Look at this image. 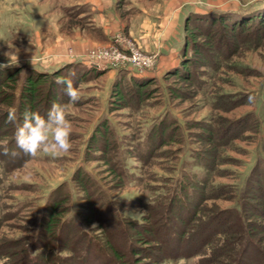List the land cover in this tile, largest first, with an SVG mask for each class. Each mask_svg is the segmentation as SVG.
I'll return each mask as SVG.
<instances>
[{
	"label": "rangeland",
	"instance_id": "1",
	"mask_svg": "<svg viewBox=\"0 0 264 264\" xmlns=\"http://www.w3.org/2000/svg\"><path fill=\"white\" fill-rule=\"evenodd\" d=\"M260 1L0 0V64L8 63L5 53L16 54L12 66L0 69L5 75L0 79V151L6 144L17 152L15 157L0 154V264L12 260L7 253L34 242L44 246L35 256L53 250V237L37 235V227L40 220L47 221V210L57 197L67 198L68 221H80L89 235L104 242L99 225L86 224L80 215L88 214L78 182L80 170L102 188L125 222L144 225L149 218L158 227V216L166 213L170 226L185 231L184 244L176 245L182 252L189 246L212 251L215 242L202 247V239L223 234L232 217H245V224H264V31L243 26L244 31L232 35L219 21L214 24L219 17H227L229 24L242 23L247 17L235 12L253 10ZM86 5L110 13L114 9L116 15L96 19L87 14ZM187 34L196 49L186 51ZM130 48L155 56L152 68L139 72L127 62L101 63L100 68L90 63L92 55L110 56L114 50ZM185 63L189 80L168 75ZM55 69L78 86L80 100L69 103L54 78L51 96L49 81L38 87L35 111L45 115L53 102L67 103L72 147L59 157L41 152L31 158L16 147L15 125L7 122V113L15 108L19 123L20 103L29 101L22 93L27 77L32 71L52 74ZM14 74V81L7 82ZM130 74L151 76L155 82L144 94L131 86ZM117 89L124 100L116 95ZM142 93L144 97L139 96ZM249 95L256 97L255 103L248 102ZM100 131L105 132L103 139L97 136ZM208 177L206 187L198 184L200 189L182 209L175 206L171 213L167 206L145 209L149 202L159 205L162 198L175 194L181 184ZM126 212L142 214L134 221ZM165 225L158 229L162 237L171 232ZM235 229L221 238L236 236ZM62 237L63 243L70 239L67 234ZM113 242L124 246L120 238ZM227 245L216 250L221 262ZM255 254L248 252V264H255ZM201 257L197 252L190 259L162 263L199 264Z\"/></svg>",
	"mask_w": 264,
	"mask_h": 264
},
{
	"label": "trees",
	"instance_id": "2",
	"mask_svg": "<svg viewBox=\"0 0 264 264\" xmlns=\"http://www.w3.org/2000/svg\"><path fill=\"white\" fill-rule=\"evenodd\" d=\"M83 6L85 7V5H82L81 7ZM87 10H89L88 6L85 11ZM260 11L261 13H259ZM263 12L264 0L260 1L259 6L253 10L246 9L235 12L238 13L237 15H241L242 18L247 17L242 23L229 24L227 22L229 20H227V17H219L215 20L214 24L219 21L225 30H232V32H230L232 35H234L235 30L241 29V31H244L242 29L243 26L244 29L250 27L249 30L252 32H262L264 31ZM256 20H260V22H256L251 28L249 25H251V23ZM186 25V31H188V23ZM187 38L190 39L191 37L187 34ZM188 39L186 40V51L189 48L196 49L194 46L195 43L191 39L190 41ZM195 53L196 56L200 55L199 51H195ZM90 71L94 73H102V71H99L96 68H90ZM189 71L190 67L188 64L185 63L181 66L179 64L177 67L175 66L174 68L170 69L168 75L175 76L179 80H189L190 78H187ZM0 75V79L5 76L4 74ZM15 76L16 75L14 74L12 77H9L7 82L14 81ZM131 76V86H135L140 92H143L148 88V86L155 82V78L151 76ZM58 77H63V74L60 73L59 69L53 70L52 74L40 72L36 73L33 71L30 73V76L27 77L22 89L23 95L27 96L29 101L23 100L21 101L19 108L17 106L19 109V117L21 118L20 121L22 120V114L26 109L31 111L36 110L38 87L49 81V92L51 96V91L56 86L55 82H53V79ZM117 91L118 92L116 95H120L118 96L119 99L124 100V94L118 89ZM140 92L138 93L140 94ZM143 93L146 94L145 92ZM143 93L139 96L144 97ZM177 95L178 94H176V96ZM97 136H100L99 138L103 139L105 137V132L100 131L97 133ZM97 143L98 141L95 142V144ZM105 159H107L108 163L111 164L113 173L121 177L118 174L120 170L110 163L111 159ZM185 178H188V176H185ZM209 178L210 177L203 179L198 183L194 182V184L190 182L181 184V186L176 190L175 194L173 191L171 194H169L167 199L162 198L161 201H158L159 205H157V201L149 202L148 205L145 206V209L153 210L158 207L167 206L166 210L167 208L169 211L171 210L169 213L173 212L175 206H178L182 209L183 203L191 199V195L200 189L198 184L205 188ZM78 179V182L81 184L83 187L82 189L85 192V199L88 201L85 207L88 214H79L83 216L86 224L87 222H92L99 225L98 230L101 231V234L105 235V237L102 238V241L104 242H100L98 239H95L89 235V233L86 232L84 225L80 221H68L67 219L69 218L68 214L70 210L67 205L65 206L67 198L56 196L57 198L54 200L53 205L49 206V209L47 210V221L41 223L40 220L37 227V235L53 237V250L35 256L33 253L37 250L44 249V246H39L37 245V242H34V246L32 247L30 246L28 248L19 250L16 253H7L6 258L9 257L12 260L8 258L9 263L6 264H163L162 260L174 262L178 259H190L192 255L197 252H200L202 256L199 264H207L211 262H215V264H248L246 259L248 252L251 250L255 251L256 253L255 257H252V261H255V264H264V224H261L259 221H251L245 224V217L239 216L238 219H234V217H232L229 221H227V224H229L227 225L226 230L223 231V234L235 226V231L237 232L236 236H232L231 239L223 240L221 238V235L223 234L218 237H213L212 234H207L206 237L202 239L201 245L202 247H206L215 242V247H213L212 251L205 250V248L203 250H197L199 247L196 248L189 246L186 252H182L180 251L181 248L177 247L176 245L179 246L180 244L181 246L184 244L185 231H178L177 229L180 230V228L176 229L173 226H170L169 223L172 220L169 218V216H166V213L158 216L157 221H161L158 227L155 226L154 223L152 224L151 222H148L149 218H145L143 220L146 223L144 225L125 222V219H123L121 213L119 215L115 214L116 208L113 206L111 201H108L106 194L99 185H97L95 182H92L90 178L81 170L78 172ZM203 188H201L203 190H201L200 193L201 197H204L205 194ZM164 201H166V204H164ZM176 218H180L179 215H177ZM223 219L228 220L226 217ZM164 222L167 224L165 225V227L168 228L167 230H171V232L166 231L165 236L168 235L167 238L165 236L162 237V235L159 234L160 232H158V229L159 231L161 230V225ZM176 225H179V223ZM247 228L249 230L248 232ZM64 234H67V237H70L66 243L62 242V236ZM244 236L247 237L245 238ZM116 238H120L122 242H124V246L117 247L113 242V240ZM228 243L230 246L225 250L227 255L224 259V262H221V254L217 255L216 250L225 248ZM213 255H215V257H213ZM218 257L220 258L219 260Z\"/></svg>",
	"mask_w": 264,
	"mask_h": 264
},
{
	"label": "clouds",
	"instance_id": "3",
	"mask_svg": "<svg viewBox=\"0 0 264 264\" xmlns=\"http://www.w3.org/2000/svg\"><path fill=\"white\" fill-rule=\"evenodd\" d=\"M5 56L8 59V63L0 64V69L12 66V61L16 58V54L13 51L5 53ZM30 62L34 65V57ZM56 83L63 86L64 94L69 98V103H76L80 100L79 88L74 85L72 79L58 77ZM255 100L256 97L254 95H249V103H255ZM67 108V103L53 102L45 115L26 109L19 123L17 122V110L15 108L9 109L7 122L15 125L16 147L31 158H35L41 152L52 157H59L63 153L70 151L72 147L70 140L72 124L68 119ZM0 154L15 157L17 152L10 150L5 144ZM127 214L132 220L136 221L142 213L132 212ZM93 227L95 228L96 226L93 225Z\"/></svg>",
	"mask_w": 264,
	"mask_h": 264
},
{
	"label": "built area",
	"instance_id": "4",
	"mask_svg": "<svg viewBox=\"0 0 264 264\" xmlns=\"http://www.w3.org/2000/svg\"><path fill=\"white\" fill-rule=\"evenodd\" d=\"M124 51V52H123ZM120 52L114 50V53L108 56V53L100 55H92L90 63L94 64L95 66L99 67L102 66L101 63L108 64L111 66H116L117 63H126L130 64L132 68L136 69L139 72H144L145 70H149L152 68L155 62V56H143L138 50H132V48L124 49ZM127 53L130 55L127 56ZM108 61V62H105ZM104 66V65H103ZM100 68V67H99Z\"/></svg>",
	"mask_w": 264,
	"mask_h": 264
},
{
	"label": "crops",
	"instance_id": "5",
	"mask_svg": "<svg viewBox=\"0 0 264 264\" xmlns=\"http://www.w3.org/2000/svg\"><path fill=\"white\" fill-rule=\"evenodd\" d=\"M87 14L89 13V15L92 17H96V19H100V20H106V19H112V16L116 15V11L113 9V12H107V10H104V8L102 7H93L91 9H89V11H86ZM109 14V15H108ZM86 15V14H85ZM174 61V58H171Z\"/></svg>",
	"mask_w": 264,
	"mask_h": 264
}]
</instances>
